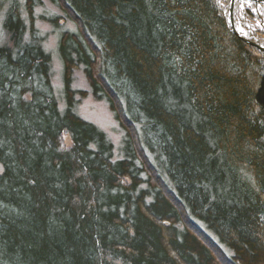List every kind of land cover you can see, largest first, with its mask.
I'll list each match as a JSON object with an SVG mask.
<instances>
[{"label":"trees","instance_id":"16d2710c","mask_svg":"<svg viewBox=\"0 0 264 264\" xmlns=\"http://www.w3.org/2000/svg\"><path fill=\"white\" fill-rule=\"evenodd\" d=\"M223 4L0 0V264H264V53ZM38 22L61 30L64 108Z\"/></svg>","mask_w":264,"mask_h":264},{"label":"rangeland","instance_id":"374dc122","mask_svg":"<svg viewBox=\"0 0 264 264\" xmlns=\"http://www.w3.org/2000/svg\"><path fill=\"white\" fill-rule=\"evenodd\" d=\"M217 1L218 3L220 2V0ZM241 4L249 5L250 12L252 14L250 18L243 19V21L239 15V6L241 8ZM237 7H238L237 16L235 15V11H234V25L236 29L239 32H241L242 35H248V34L254 35L256 40L264 48V5L257 6L254 2H251L249 0H236L235 9ZM221 9H223L230 24V20H229V11L231 9L230 4L229 7H227L225 4L221 5ZM2 19L3 17L0 16V47H12L13 46V43L11 42L12 37L3 28ZM38 27L47 35L44 48L52 56V82L57 97L60 101V106L61 108H64L65 100H64V90H63L64 88L63 63L58 49L59 48L58 42H59V36L61 30L57 32L52 29L53 28L52 26L44 22H40V23L38 22ZM66 28H69V26L63 28V31H66ZM243 31H245V33ZM249 45L253 48H256L251 44ZM256 56L257 58H259L258 54H256ZM73 88L77 92L81 91L86 93V97L84 99L79 100L77 106L78 114L83 119L98 126L110 137V139H112L117 152L116 156H119L120 155L119 148L121 145L122 132L109 106L105 102L95 99V97L92 94V90L90 88L89 82L86 76L84 75V73L81 71H77V73L75 74ZM65 142L69 143V140L65 138ZM208 233L211 235V237H213L212 233L210 232Z\"/></svg>","mask_w":264,"mask_h":264},{"label":"water","instance_id":"95a60500","mask_svg":"<svg viewBox=\"0 0 264 264\" xmlns=\"http://www.w3.org/2000/svg\"><path fill=\"white\" fill-rule=\"evenodd\" d=\"M251 2H254L257 6L264 5V0H249ZM236 0H231V9L229 11V19L231 23L232 32L236 34L238 37L242 38L246 43L251 44L252 46L258 48L260 51L264 52V48L257 44L256 42L250 41L248 39L243 38L239 32L237 31L235 25H234V7H235Z\"/></svg>","mask_w":264,"mask_h":264},{"label":"bare ground","instance_id":"6f19581e","mask_svg":"<svg viewBox=\"0 0 264 264\" xmlns=\"http://www.w3.org/2000/svg\"><path fill=\"white\" fill-rule=\"evenodd\" d=\"M214 242L216 245H219V248L222 250V252L225 254V256L228 259L235 258V254L231 250H229L226 246L221 245L219 240H214Z\"/></svg>","mask_w":264,"mask_h":264}]
</instances>
